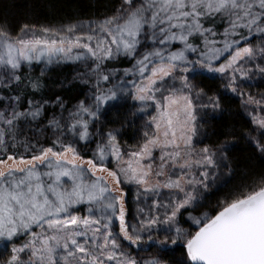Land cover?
<instances>
[{
  "label": "snow or ice",
  "instance_id": "6c2138e0",
  "mask_svg": "<svg viewBox=\"0 0 264 264\" xmlns=\"http://www.w3.org/2000/svg\"><path fill=\"white\" fill-rule=\"evenodd\" d=\"M62 63L83 67L87 93L37 99ZM193 73L241 98L264 155V91H249L264 82V0H117L56 29L0 24V264H164L175 246L178 264H264V177L197 212L227 143L199 146L220 102ZM126 101L144 119L134 145L103 119Z\"/></svg>",
  "mask_w": 264,
  "mask_h": 264
},
{
  "label": "trees",
  "instance_id": "16d2710c",
  "mask_svg": "<svg viewBox=\"0 0 264 264\" xmlns=\"http://www.w3.org/2000/svg\"><path fill=\"white\" fill-rule=\"evenodd\" d=\"M116 3L117 0H0V24L9 26L13 33L18 32L24 25L63 26L101 16L110 12ZM40 69V66H34L32 75L39 76ZM83 70L82 66L74 63L49 66L46 74L41 77L44 86L41 93L37 94V99L41 95L50 100L60 96L69 105L82 99L89 86L74 77L77 71ZM192 78L197 80L198 86L208 95L217 96L220 102L218 109L208 108L202 112L199 146L218 148L227 143L224 151L227 153L228 162L222 164L215 182L211 189L203 192L204 198L201 201V208L212 212L218 202L239 194L264 177V155L257 151L247 136L253 128L249 118L243 114L238 99L223 90L219 77L196 74ZM133 103L131 102L129 108L110 110L103 117L108 127L123 126L122 139L129 145L137 141V128L144 123L141 117L132 115ZM223 167L228 168L230 173L223 175ZM131 194L129 191L126 197L128 208L134 205ZM151 250H154V255H158L155 248L142 252L146 255ZM182 251L181 247L175 246L173 250L159 255L164 264H178Z\"/></svg>",
  "mask_w": 264,
  "mask_h": 264
},
{
  "label": "rangeland",
  "instance_id": "374dc122",
  "mask_svg": "<svg viewBox=\"0 0 264 264\" xmlns=\"http://www.w3.org/2000/svg\"><path fill=\"white\" fill-rule=\"evenodd\" d=\"M82 21H86V20H84V19L80 20V22H82ZM34 26H35L36 28H40V27H51V28H53V29H56V28H60V27H61V26H53V25H34ZM35 66H40V68H43V67H44L43 63H41V64H39V65H35ZM204 74L209 75V76H212L211 74H208V73H204ZM192 75H196V74L193 73ZM193 81H194V83L197 84V80H196V79H193ZM223 90H224L225 92L229 93L230 95H232L233 97H236V98L238 99V104H239V106H240V108H241L243 114H244L246 117H248L249 120H250V117L247 115V113H246V112L243 110V108H242V105H241V98L237 97L235 94L231 93L229 90H226V89H224V88H223ZM249 91H251L253 94H258L259 92L264 91V82L254 81V82H253V87H252L251 89H249ZM209 96H212V95L209 94ZM131 102H132V101H126V102H122V103L118 102V103H117V104H116L111 110L120 109V108H122V107H124V108H129V107L131 106ZM109 112H110V111L106 112V113L104 114V116H105L107 113H109ZM104 116H103V117H104ZM136 116H137L138 118H140V117L142 116V114H137ZM142 119H143V118H142ZM143 121H144V119H143ZM251 125H252V124H251ZM141 126H142V123H141ZM252 127H253V125H252ZM139 129H140V127L137 128V135H138V133H139ZM134 140H135V139H134ZM135 143H136V141H134L131 145H134ZM226 162H228V156H227V160H226ZM222 171H223V175H225V174H227V173H230V170H229L228 168H225V167H223V169L221 170V172H222ZM216 175H217V174H216ZM123 187L125 188V190H126L128 193H129V191L132 192V194H131V199L134 198V205H132V208H129V215H130V217H131L132 215H134V213H135V209H136V202H135V186H134V185H124ZM210 189H211V188H210ZM132 202H133V200H132ZM201 211H206V210H204L203 208H199V209H197V212H201ZM138 251H139L140 257H145V258L150 257V256H153L154 253H155L154 250H151L149 254H146V255H145V253H143L142 251L137 250V249H134V250H133V255H135Z\"/></svg>",
  "mask_w": 264,
  "mask_h": 264
}]
</instances>
